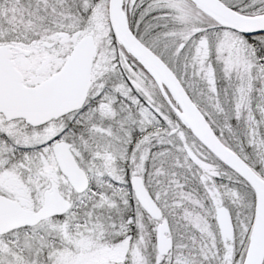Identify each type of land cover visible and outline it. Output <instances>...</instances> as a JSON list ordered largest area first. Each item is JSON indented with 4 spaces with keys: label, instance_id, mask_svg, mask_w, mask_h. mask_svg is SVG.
Wrapping results in <instances>:
<instances>
[{
    "label": "snow or ice",
    "instance_id": "snow-or-ice-1",
    "mask_svg": "<svg viewBox=\"0 0 264 264\" xmlns=\"http://www.w3.org/2000/svg\"><path fill=\"white\" fill-rule=\"evenodd\" d=\"M0 264H264V0H0Z\"/></svg>",
    "mask_w": 264,
    "mask_h": 264
}]
</instances>
